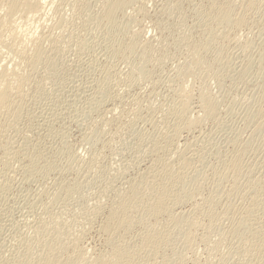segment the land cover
<instances>
[{
    "label": "rangeland",
    "instance_id": "obj_1",
    "mask_svg": "<svg viewBox=\"0 0 264 264\" xmlns=\"http://www.w3.org/2000/svg\"><path fill=\"white\" fill-rule=\"evenodd\" d=\"M108 1H0V264H264V0Z\"/></svg>",
    "mask_w": 264,
    "mask_h": 264
},
{
    "label": "bare ground",
    "instance_id": "obj_2",
    "mask_svg": "<svg viewBox=\"0 0 264 264\" xmlns=\"http://www.w3.org/2000/svg\"><path fill=\"white\" fill-rule=\"evenodd\" d=\"M1 1V0H0ZM124 0H109L108 2H107V4L104 6L105 8H104V18H105V21H107V22H109V23H111V25L114 23V19H116L115 18V13H116V11H117V9L116 8H118V7H120L121 6V4H122V2H123ZM45 3H43V2H40V0H11V5H10V8L8 9V12H7V14H5V15H7V17H15V15H17L18 13H19V9L20 10H22V14H25L26 15V18L25 19H27L28 18V16L29 17H31L32 19H34V18H36V17H38L39 15H40V13H41V11H42V9L43 8H45V5H44ZM24 12V13H23ZM21 15V14H20ZM6 17V16H5ZM13 17V18H14ZM31 18H29V19H31ZM7 19V18H6ZM207 20H213V22L212 23H222V24H227L229 21H230V12H229V10H228V7H226V6H220V7H218L217 8V10H216V12H215V15L213 16V17H207L206 18ZM11 20V19H10ZM13 20V19H12ZM7 22V24H8V20H6ZM27 21H29V20H27ZM4 22H5V20H4ZM6 23H5V25H6ZM11 23V22H10ZM1 25H2V23H1ZM4 25V24H3ZM4 25V26H5ZM110 25V24H109ZM114 25V24H113ZM6 27V26H5ZM1 28H4V27H1ZM9 28V27H8ZM15 29H17V28H14L12 31L13 32H11V33H13L14 35H15V37H16V32H17V30H15ZM19 31V30H18ZM10 33V34H11ZM12 34V35H13ZM18 35V34H17ZM32 38V37H31ZM29 40V39H28ZM31 40V39H30ZM0 60L2 61V53H1V50H0ZM0 61V62H1ZM2 63V62H1ZM13 68V67H12ZM14 69H16V68H14ZM16 72V74H17V69H16V71H13V69H7V70H5L1 75H0V111L2 110V111H4L5 109H7V107H6V103H7V101H8V92H9V90H10V86H9V83H6V84H4L3 82H2V77H4V76H14V77H16V75H14V73ZM10 87V88H9ZM12 89V88H11ZM186 93H184V92H182V95L183 96H186L185 95ZM187 98V96L185 97V99ZM207 100V97L206 96H203L202 97V103H201V105H203V109L205 108L206 109V107H205V101ZM186 103H187V101H185ZM188 104V103H187ZM185 106H186V104H184ZM185 106H183V108H186ZM188 107V106H187ZM189 110V109H188ZM202 110V109H201ZM7 111V110H6ZM181 129H182V127H180ZM176 129L175 131H176V133H178L181 129ZM181 133V132H180ZM173 137V136H172ZM177 139H178V137H177ZM186 146V145H185ZM174 161V160H173ZM167 162V161H166ZM167 163H169V162H167ZM178 163L179 164H181V165H184L186 162H185V160H183V161H178ZM154 165V164H153ZM153 165H152V167H153ZM165 166H167V168H168V170H170L169 169V167H168V165H171V164H164ZM151 167V168H152ZM166 168V167H165ZM155 168L153 167L152 169H150V172L146 175V176H143V178H141V179H151L150 181H152V182H154L155 180H156V174H155V172H156V169L154 170ZM153 172V175L151 174ZM136 185H133V183L132 184H130V186H128L129 187V190H128V193H130L131 192V189L132 188H134ZM143 193V192H142ZM172 204V203H171ZM175 205V204H174ZM119 207H120V205L119 204H117V205H115V206H113V209H112V211H110L109 210V213H108V216H107V218H106V221L104 222V224H103V227H101L102 228V232H105L107 229H108V225H109V223L110 222H114L115 220H118L119 219ZM172 207V206H171ZM97 216V215H96ZM177 216V215H176ZM183 216V215H182ZM179 216H177L176 217V220L177 221H179L180 223L182 222V223H184V222H186V221H182V217H179ZM180 219V220H179ZM188 219V218H187ZM188 223H190V225H193V222H191V221H188ZM253 231V230H252ZM252 231H250V233L252 232ZM256 233H255V231H254V234L252 233V235L253 236H255V237H257V235H255ZM53 237V236H52ZM58 237V236H57ZM45 238V237H44ZM43 239V238H42ZM49 239V238H48ZM51 239V238H50ZM54 239H57V238H54ZM47 240V239H46ZM54 241V240H53ZM56 241V240H55ZM50 242V241H49ZM57 242V241H56ZM48 243V242H47ZM52 242H50V244H45L46 246L44 247V245L42 244V246H43V249L45 248L47 251H50V252H54V251H56V248H57V246H54V245H56L55 243H54V245H53V243L51 244ZM56 247V248H55ZM60 249V248H59ZM140 249H142V247L140 248ZM57 250H58V248H57ZM81 257V256H80ZM113 257V254H110V255H108V256H104V255H97V256H95V259H93V260H87V263L86 264H110L109 263V260L111 259Z\"/></svg>",
    "mask_w": 264,
    "mask_h": 264
}]
</instances>
